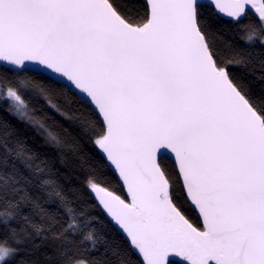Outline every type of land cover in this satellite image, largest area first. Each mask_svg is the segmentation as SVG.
I'll list each match as a JSON object with an SVG mask.
<instances>
[{"label":"snow or ice","instance_id":"snow-or-ice-1","mask_svg":"<svg viewBox=\"0 0 264 264\" xmlns=\"http://www.w3.org/2000/svg\"><path fill=\"white\" fill-rule=\"evenodd\" d=\"M0 264H264V0H0Z\"/></svg>","mask_w":264,"mask_h":264}]
</instances>
